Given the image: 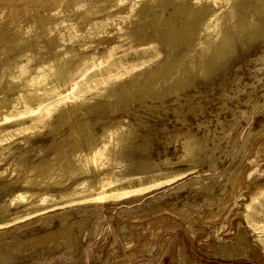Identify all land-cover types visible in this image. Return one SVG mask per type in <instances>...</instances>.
I'll list each match as a JSON object with an SVG mask.
<instances>
[{
  "label": "rangeland",
  "instance_id": "374dc122",
  "mask_svg": "<svg viewBox=\"0 0 264 264\" xmlns=\"http://www.w3.org/2000/svg\"><path fill=\"white\" fill-rule=\"evenodd\" d=\"M0 264H264V0H0Z\"/></svg>",
  "mask_w": 264,
  "mask_h": 264
}]
</instances>
